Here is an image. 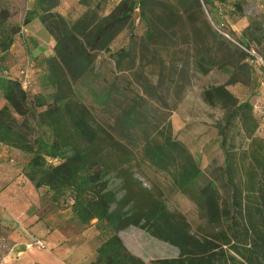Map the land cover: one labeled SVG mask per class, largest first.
I'll return each mask as SVG.
<instances>
[{"label": "trees", "instance_id": "16d2710c", "mask_svg": "<svg viewBox=\"0 0 264 264\" xmlns=\"http://www.w3.org/2000/svg\"><path fill=\"white\" fill-rule=\"evenodd\" d=\"M150 1L119 0L104 13L105 0H79L84 10L71 19L56 10L60 0H35L19 25L11 21L9 8L0 0V60L21 34L22 26L34 20L54 39V55L45 60L46 70L40 79L45 94H36L30 101L18 78L0 75V93L5 101L0 107V143L29 157L23 174L36 188H47L55 203L67 195L71 217L85 228L95 227L101 241L88 264H145L122 238V232L131 227L164 243L174 253L153 258L152 264H264V155H253L259 179L249 188L255 192L249 202L242 204L238 200L239 190L230 177L232 192L228 201L213 178H204L187 146L173 136L167 115L149 117L148 100L138 93L127 98L126 106L114 115L111 125L96 120L91 109L74 96L76 84L86 86L83 81L97 75L94 65L101 53H109L119 70L133 68L127 49L111 51V45L130 24L136 9L147 25L146 38L152 41L157 36L164 37L176 16L167 10L162 17L152 18ZM186 1L193 7L184 13L185 20L193 26V37L198 32L193 22L197 11L202 14L201 3ZM203 4L212 6L214 0H204ZM234 7L243 16L242 2H234ZM244 37L247 43L264 42L261 24L251 21ZM212 38L215 45L222 41L232 45L220 34L214 33ZM234 49L241 58L246 57ZM227 57L231 58L223 54L217 62L207 52H199L193 57V66L206 75L216 63L224 65ZM173 70L177 82H188L187 69ZM115 92L118 88L111 84L97 97L102 108L109 109ZM203 98L211 106L218 101L227 108L226 121L239 114L243 124L251 122L256 127L250 104L238 103L224 85L204 88ZM35 119L32 124L30 120ZM40 127L43 132L36 134ZM220 135L225 146L227 138L222 128ZM135 141L139 142L135 148L141 149L144 158L171 177L172 189L195 202L203 219L197 229L193 230L180 212L169 210L159 195L135 177L129 166ZM224 167L230 176V162H224ZM111 178L119 180L120 196L110 187ZM7 229L0 223V261L13 246Z\"/></svg>", "mask_w": 264, "mask_h": 264}, {"label": "rangeland", "instance_id": "374dc122", "mask_svg": "<svg viewBox=\"0 0 264 264\" xmlns=\"http://www.w3.org/2000/svg\"><path fill=\"white\" fill-rule=\"evenodd\" d=\"M3 1L12 14L11 21L22 25L35 0ZM105 1L103 12L107 13L119 0ZM199 1L202 14L196 12L193 23L198 32L193 37L191 36L193 26L184 18L185 11L193 7L186 0L150 1L148 10L152 18L162 17L167 10L176 16L174 24L165 30L164 37L157 36L152 41L146 38L147 25L136 9L130 24L117 35L111 45V51L127 49L133 58V68L119 70L109 57V53H101L94 65L97 75L83 81L86 86L76 84L74 96L91 109L96 120L111 125L114 115L119 114L126 106L127 98L132 96V93H138L142 99L148 100L149 117L167 115L173 136L187 146L203 170L204 178H213L221 195L230 201L232 192V186L228 183L230 177L239 190L238 200L246 204L249 202L248 198L255 194L249 190L251 184L259 179V169L253 155H264V66L251 63L245 47L264 60V42L259 45L253 41L247 43L244 30L251 21H256L261 24L264 36V0H214L212 6H205L204 0ZM65 2L68 8H63L68 18H76L84 10L83 7H79L77 0ZM234 2H242L243 16H239L235 10ZM218 30L229 33L232 40L224 36L223 38L229 41L231 46L226 41L215 45L212 36L214 33L220 34ZM53 47V37L37 20L22 26L21 34L15 37L10 50L0 60V75L7 74L11 78H20V72L28 69L31 75L26 92L32 101L34 95L46 92L41 87L40 79L46 70L45 60L54 55ZM234 47L244 52L246 57L241 58L240 52ZM199 52H207L211 57L217 58V62L223 54L230 55L231 58L227 57L224 65L216 63L206 75H202L193 66V57ZM9 65L11 69L7 68ZM175 67L187 69L188 82L179 81L180 84L177 82L176 71L173 70ZM111 84L118 88V93L112 94L114 102L108 106L109 109H104L97 97ZM211 85H224L238 103L250 104L256 127L253 128L251 122L243 124L239 114L226 121L228 109L218 101L212 106L207 104L203 98V90ZM4 104L0 93V107ZM159 105L162 106L161 110L158 108ZM39 112L40 109L37 110V113ZM30 121L34 124L37 119ZM107 128L109 129L108 126ZM221 128L227 138L225 146L221 144ZM43 130L42 127L37 128L36 134H41ZM109 130L114 134L111 128ZM138 143L135 141L131 146L134 148V155L129 162L135 177L142 181L143 186L159 195L169 210L180 212L190 227L193 230L197 229L203 219L195 202L172 189L171 177L156 170L144 158L141 149L135 148ZM226 155L230 157L227 159ZM227 161L232 165L230 176L225 173L224 162ZM204 178L200 182L204 181ZM109 184L111 188L119 191L118 179L111 178ZM121 194L119 191L118 195ZM69 204L70 200L66 195L56 204H46L45 207L48 214L54 213L55 210L62 211L63 216H67ZM65 221L69 226H73L74 231L88 228L80 225L72 217L66 218ZM122 238L134 254L145 260V264H152L150 260L153 258L174 254L164 243L152 239L137 228L131 227L123 231ZM100 241L101 238L96 235V247Z\"/></svg>", "mask_w": 264, "mask_h": 264}, {"label": "crops", "instance_id": "0c3cea01", "mask_svg": "<svg viewBox=\"0 0 264 264\" xmlns=\"http://www.w3.org/2000/svg\"><path fill=\"white\" fill-rule=\"evenodd\" d=\"M60 1L56 10L66 16L63 7L68 5ZM28 159L0 143V223L9 228L7 236L13 241L0 264H88L94 257L97 231L94 226L74 231L65 221L71 218L70 208L67 216L62 211L47 213L46 204L56 203L47 188H36L23 174ZM33 240L42 241V246L27 247Z\"/></svg>", "mask_w": 264, "mask_h": 264}, {"label": "built area", "instance_id": "2783aa9c", "mask_svg": "<svg viewBox=\"0 0 264 264\" xmlns=\"http://www.w3.org/2000/svg\"><path fill=\"white\" fill-rule=\"evenodd\" d=\"M218 31L220 32V35L232 40V38L230 37L229 33L224 32L223 30H218ZM246 49H247L248 57L250 58V62L251 63L256 64V65L264 66V60L260 56L255 54L254 51H252V50L250 51V50H248V48H246ZM4 75H7V74H4ZM30 75H31V72L28 69L22 70L20 72V78H18V79H19L21 87H22V89L24 91H27V88L29 87ZM263 108H264V103H263ZM31 246L41 247L42 246V241L33 240V241H31V242H29L27 244V247H31Z\"/></svg>", "mask_w": 264, "mask_h": 264}]
</instances>
